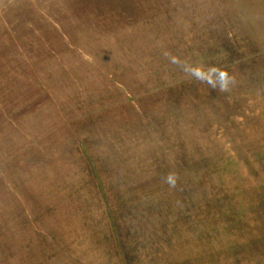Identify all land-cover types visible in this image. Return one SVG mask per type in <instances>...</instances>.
<instances>
[{"label": "rangeland", "instance_id": "obj_1", "mask_svg": "<svg viewBox=\"0 0 264 264\" xmlns=\"http://www.w3.org/2000/svg\"><path fill=\"white\" fill-rule=\"evenodd\" d=\"M0 264H264V0H0Z\"/></svg>", "mask_w": 264, "mask_h": 264}]
</instances>
